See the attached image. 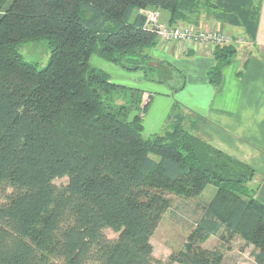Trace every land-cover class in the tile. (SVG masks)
<instances>
[{"label":"trees","instance_id":"16d2710c","mask_svg":"<svg viewBox=\"0 0 264 264\" xmlns=\"http://www.w3.org/2000/svg\"><path fill=\"white\" fill-rule=\"evenodd\" d=\"M262 1L0 0V264H156L152 236L170 194L200 197L208 185L215 193L171 259L222 264L240 235L264 264L256 168L197 133L196 118L185 124L177 102L168 126L146 137L153 94L145 99L146 90L115 83L91 63L97 55L147 74L160 36L146 9L160 11L161 22L167 12L170 25L201 27L205 17L241 27L255 41ZM40 39L51 47L41 69L19 51ZM236 51L214 47L215 87ZM212 236L221 243L203 246Z\"/></svg>","mask_w":264,"mask_h":264},{"label":"crops","instance_id":"0c3cea01","mask_svg":"<svg viewBox=\"0 0 264 264\" xmlns=\"http://www.w3.org/2000/svg\"><path fill=\"white\" fill-rule=\"evenodd\" d=\"M161 19L167 23L169 14L161 12ZM206 26L236 36L243 34L247 42L237 45L232 39L226 43L235 44L237 51L223 70L221 85L215 87L208 79L209 70L216 63L213 46L160 39L150 49L152 59L148 70L172 69L180 74L183 82L172 84L170 90L156 89L152 85H162L163 79L155 80L144 74V81L152 84H144L145 99L153 94L144 116V132L146 123L153 125L154 134L163 131L174 103H179L178 111L185 116V124L196 118L199 134L213 146L256 168L260 176V182L256 181L260 183L256 195L264 203V0L255 41H250L241 27L202 17L201 27ZM161 104L164 107L159 111Z\"/></svg>","mask_w":264,"mask_h":264},{"label":"rangeland","instance_id":"374dc122","mask_svg":"<svg viewBox=\"0 0 264 264\" xmlns=\"http://www.w3.org/2000/svg\"><path fill=\"white\" fill-rule=\"evenodd\" d=\"M203 28L211 29L214 27L206 26ZM234 38L236 40L235 44L237 45H244V43L247 42V38L243 34H237V36L234 34ZM19 51L25 60L34 63L40 69L47 65L51 56V47L47 39L23 43L20 45ZM91 63L94 66L109 72L111 80L115 83L141 89H144V84H150L144 81L143 71H133L122 68L121 66L104 60L97 55L92 56ZM147 74L148 78H154L155 80L158 78H160V80L163 79L161 83L162 85H158L156 82V84H150L156 89L170 90L172 84H178L179 81L183 82V78L180 74L172 69L163 72H152L148 70ZM131 93V90L126 92V94L124 93L125 97L127 95V100L129 99ZM117 101L121 102L122 99H118ZM162 106L164 107V104H161L159 111L162 109ZM136 112H138L137 109L131 111L129 118H132ZM152 127V124L148 125V123H146V130L144 132L146 137L151 138L154 136V133L151 130ZM196 132L199 133V129H197ZM259 177L260 176L257 175L256 180L254 181L255 184L260 182ZM67 181L68 178L66 177L57 178L55 180L57 184H65ZM215 190L216 189L213 185H208L203 194L200 197L195 198H187L174 193L170 194V197L172 198V206L168 209V211L164 212L160 224L152 236L154 256L157 261L156 264H181L173 261L171 256L179 250L185 248L187 242L189 241V236L194 228L195 221L202 212L203 203L211 199ZM107 234L112 238L117 236V234L111 229H107ZM220 243L221 240L218 237L212 236L202 245L207 248H213ZM253 249V245H245L242 237L237 235L230 243V246L227 244L224 248L225 257L222 264H256L252 255Z\"/></svg>","mask_w":264,"mask_h":264},{"label":"built area","instance_id":"2783aa9c","mask_svg":"<svg viewBox=\"0 0 264 264\" xmlns=\"http://www.w3.org/2000/svg\"><path fill=\"white\" fill-rule=\"evenodd\" d=\"M145 13L147 24L157 31L160 39L164 42H180L191 45L209 44L215 47L235 39L230 32L218 28L204 29L203 27H194L192 24L183 21L173 25L163 23L160 20V11L158 10L146 9Z\"/></svg>","mask_w":264,"mask_h":264}]
</instances>
